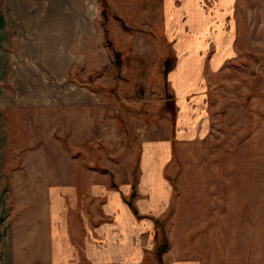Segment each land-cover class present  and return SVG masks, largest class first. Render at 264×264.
Returning a JSON list of instances; mask_svg holds the SVG:
<instances>
[{"label": "rangeland", "instance_id": "rangeland-1", "mask_svg": "<svg viewBox=\"0 0 264 264\" xmlns=\"http://www.w3.org/2000/svg\"><path fill=\"white\" fill-rule=\"evenodd\" d=\"M10 1L4 183L68 264H264V0Z\"/></svg>", "mask_w": 264, "mask_h": 264}, {"label": "crops", "instance_id": "crops-1", "mask_svg": "<svg viewBox=\"0 0 264 264\" xmlns=\"http://www.w3.org/2000/svg\"><path fill=\"white\" fill-rule=\"evenodd\" d=\"M10 3V0H0V82L3 83L9 63L4 55V40L30 33L21 31L20 17L9 11ZM3 99L4 94L0 91V100ZM3 118L0 114V264H68V220L57 217V211L49 204L46 196L50 195L51 188L48 186L37 193L25 194L29 198L22 201V190L28 192L30 189H22L18 183L6 187L4 183Z\"/></svg>", "mask_w": 264, "mask_h": 264}, {"label": "trees", "instance_id": "trees-1", "mask_svg": "<svg viewBox=\"0 0 264 264\" xmlns=\"http://www.w3.org/2000/svg\"><path fill=\"white\" fill-rule=\"evenodd\" d=\"M116 17H117L120 21H122V19H121L118 15H116Z\"/></svg>", "mask_w": 264, "mask_h": 264}]
</instances>
